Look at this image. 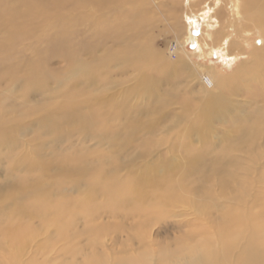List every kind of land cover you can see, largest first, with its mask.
<instances>
[{
    "label": "bare ground",
    "instance_id": "1",
    "mask_svg": "<svg viewBox=\"0 0 264 264\" xmlns=\"http://www.w3.org/2000/svg\"><path fill=\"white\" fill-rule=\"evenodd\" d=\"M131 2L140 10L135 14L125 11L122 18L117 15L118 24L152 17L145 0H0V60L3 50H13L23 36H37L36 30L29 27L36 19L59 24L81 14L93 26V38L77 40L69 33L59 38L58 34L57 38H47L35 58L22 69L18 68L19 63L0 67V83L10 80L8 76L18 71L25 76L18 99L13 93L6 97L0 89V156L4 152L7 162L4 167L0 165L5 172L4 182H0V264H38L36 255L26 249L44 230L49 240L45 247L80 233L86 238L91 249L80 252L82 261L74 258L79 253L74 247L70 260L62 264H264V162L259 164L264 159V0L166 2L171 13L178 3L184 4L180 9L185 11V28H190L187 38L194 41L197 50L203 52L197 38H210L215 43L210 51H222L221 57L230 58L229 64L238 55L246 54L249 58L239 63L230 77L219 76L222 92L207 98L196 119L184 129L187 140L191 134L205 139L220 125L228 137L218 142L204 141L193 152L189 142L185 143L181 146L185 156L179 158L180 162L176 159L148 165L151 170L166 172L185 165L182 176L168 172L153 177L144 169L140 173L130 172L122 180L110 174L132 163V155H123L130 145L137 140L145 149L155 143L150 134L138 138V122L148 129L154 123H142L135 114L127 117L126 101L134 95L158 102L153 78L134 62L137 59L119 57L101 42L105 35L113 36L110 39L114 41V8L129 6ZM64 25L59 29L61 34L65 32ZM191 27H201L202 33L193 37ZM73 31L76 33V29ZM216 38H220L218 42ZM233 38H241V43L238 39L239 44H235ZM248 38L262 43L254 44L246 52ZM98 48L104 50L100 56L94 54ZM56 58L65 63L62 70L50 67ZM111 67L118 75L138 69L139 75L132 78L134 85L121 98L104 91L106 84L116 78L110 71L108 75ZM50 80L59 85L54 94H49ZM239 94L251 101L250 110L246 100L236 99ZM34 95L42 101L33 102ZM166 99L169 100L168 94ZM236 109L241 112L237 114ZM29 116L38 126V136L54 132L53 137L60 138L63 132L64 139L77 135L80 141L55 161L41 156L40 141L35 139L33 145L29 142V150H17L13 148L17 145L10 127L21 126ZM82 139L95 140L97 146L105 145L108 150L90 151L82 145ZM205 153L210 156L206 163L202 159ZM194 170L198 172L194 183L185 182V176ZM68 181L75 189H80L82 181L86 187L76 197L65 200L60 192L56 196L51 186L60 191ZM98 196L103 197L101 202H96ZM185 205L191 210L187 213L191 217L181 224L186 227L184 232L167 239L150 235L149 226L160 214H170V208ZM102 212L135 218L128 239L140 237L143 250L109 258L98 253L95 248L100 235L108 229L97 222ZM34 217L40 219L39 228L31 224ZM79 218L80 233L75 230ZM116 226L124 230L121 223Z\"/></svg>",
    "mask_w": 264,
    "mask_h": 264
},
{
    "label": "rangeland",
    "instance_id": "2",
    "mask_svg": "<svg viewBox=\"0 0 264 264\" xmlns=\"http://www.w3.org/2000/svg\"><path fill=\"white\" fill-rule=\"evenodd\" d=\"M145 1L146 10L151 13L150 15L152 17L144 18V16H142L143 18L139 21L133 22L131 20H126L118 24L117 15L122 18L125 11H128L130 14H135L138 10H140V8L139 6H136L134 2H131L129 6L115 7L114 41L110 39L113 37L111 35L103 36L105 39L101 41L106 48L114 49V53H117L119 57L123 56L122 58L125 57L126 60L129 56L136 58L137 60L134 62L142 65L146 74L153 78V90H157L156 97L158 102H153L149 98L136 97L134 95L129 96L126 101L127 111L125 112L127 117L130 114H135L137 119L142 123H154L152 128L148 129L144 125L141 126V123L138 122L139 125L137 124L136 128L138 138H144L150 134L152 135L155 143L150 148L148 147L145 149L138 145L137 140L130 145V150H132H127V152H124L123 155H132L130 156V158H132V163L127 167L125 166L114 170V172L110 174L111 177L122 180L130 172L140 173L144 169H147V173L153 177H156L159 174L164 175L168 172V175L173 172H176L177 175H181L183 174V167H185V165H180L177 169L174 168L175 171H172L169 168L168 172H166V170L161 171L159 169L151 170V168H148V165L156 166L161 161L171 162L176 159L179 160V158L185 156V150L181 148V146L185 143L189 142V150L193 152L195 148L203 146L204 144L202 143L204 141H209V143L215 141L218 142L220 138L222 139L228 137L224 134V132H222L223 130L220 125H216V127H214L216 132L209 134V137H205V139L200 135H192L190 133L191 137L187 140L185 138L184 129L189 126L188 124H190L191 121L196 119L195 117L197 112H199L202 103L205 102L207 98L211 97V95H215V93L218 94L220 91L222 92L219 76L230 77L229 75H232L237 69V65L241 62L244 63V61L249 58V56L246 57V54L238 55L236 59H233L229 64L228 61L230 58H222V51H210L211 47L215 44L210 41V38H206V41L204 40L205 38H197L198 41L202 42L199 43L200 46L203 47V52L199 49L197 50V46L194 41L187 38L190 28H185V11L180 9V6L183 5L184 7V4L178 3L177 9L172 10L173 13H171L169 12L171 10H169V6L166 3L168 0H154L153 2L151 0ZM148 11H146V14H148ZM54 22H40L37 21V19L32 22L29 26L30 30L35 29V34H37V36L33 37V33L30 35L28 34L27 36L25 35V37H22L23 39L17 43L13 50H3V58L0 60V67H7L12 64L19 63L18 68L22 69L26 62L32 61L35 58L37 51L46 44L47 38H57L58 34H60L59 38L66 37L68 33L71 38H76L77 40L93 38V26L89 24L88 20H84L81 14H77L73 20H69V22L66 19L64 22L61 21L59 24H53ZM63 25L65 32L64 34H61L62 30L59 29ZM73 29H76V33ZM228 30L230 31V29ZM200 31L202 33L201 27H191V34L193 37L198 36ZM0 37H2V34H0ZM216 39L218 42L220 38ZM238 39L239 41L241 40V38H233V42H236L235 44L237 45L239 44ZM252 39L253 38H248V43L250 45L247 44L245 46L246 48L244 50L246 52L249 51L254 44L259 45L262 43L260 40L253 41ZM103 51L104 50L102 48H98L94 54L100 56ZM111 52L112 51H109L108 53ZM81 57L84 58V56ZM51 63L50 67L56 71L62 70L65 67V63L59 58L53 59ZM125 70L131 69L126 68ZM137 70L138 69H135L134 71L132 70L126 72L125 74L118 75L114 74V67L108 68V75L110 74V71L113 73V79L116 77L115 81H117L106 84L104 91L111 96L115 95V98H117L118 95L121 98L124 92L129 90L134 85L132 84L134 82L132 78L139 75ZM23 73V71H18L17 74H11L8 76L10 80H7L9 83L7 81L0 83V89L6 97L13 93V95L16 96V99L19 98L20 86L25 77L22 76ZM214 78H216V80ZM47 86L48 90H50L49 94H54L57 89L59 90L58 82L50 80ZM167 94L169 95V100L166 99ZM203 96L205 97L203 98ZM241 97L239 94L236 96V99L246 100V102H248L247 106L251 105V101H248L243 96ZM120 98L117 99V101H119ZM32 101L41 102L42 98L34 95ZM251 106L253 107V105ZM247 108L250 110L251 107L248 106ZM235 111L237 114L241 112L239 109H236ZM241 115L244 114L241 113ZM33 120L34 118L29 116L24 119L21 126L11 125L10 128L12 130V137L15 138L17 145L16 147L13 146V148L22 151L27 149L29 150L31 147L29 142L33 145V140L35 139L38 142L40 141L38 149L41 156L45 159H52L55 161L57 158L61 157L63 153L69 152L70 149H72L71 147L75 148L80 141V138L77 135L64 139L63 132L62 137L60 138L53 137V135H55L54 132L45 133L49 136H38L35 134L38 130V126L33 124ZM211 125L213 124L211 123ZM36 136L37 138H35ZM81 143L88 150L91 151L93 149L92 151H95V153H103L108 150V147L105 145L97 146L95 140L82 139ZM202 159L206 163L210 161V156L205 153V155L202 156ZM262 162H264V159L259 160V164ZM6 164V155L2 152L0 156V165L1 167H4ZM156 170H159V172ZM194 172L195 170L190 172L191 174L188 173L185 176V182L190 181L191 183H194L192 180L198 174V172ZM4 173V169L0 168V182H4ZM175 176L176 175H174L173 178ZM51 187L54 189V194L60 192L61 195L66 197V200L76 197L79 191L84 190L86 186L85 182L82 181L79 187L80 189H75L68 181L62 184L60 191L55 185ZM102 200L103 197L98 196L96 202H101ZM24 203L29 202L25 201ZM6 205L10 206L12 204L7 203ZM172 208H170L172 214L165 212L164 214H160L158 217L159 220H154L152 222L153 224L149 226V233L152 237H155L156 239L173 238L178 235L179 231L184 232L186 230V227L181 224H183V221L191 217L187 215V213H190L191 210L187 207V205ZM175 220H177V223ZM135 221L136 219L133 217H122L120 215L114 216L113 214H107L106 212L100 213L97 217V222L101 225L108 226V229H104L105 231L100 235L101 240H99V243L95 248L96 251L102 254L105 258H109V255L116 257L125 252H135L137 254L138 250L143 247L142 242H140V237L139 239H136L135 237L132 238V240L128 239L129 234L133 231V224ZM118 223L122 224L124 230H122V227L116 226ZM31 224L33 227L39 228L41 225L40 219L38 217L32 218ZM75 224V230L76 232H79L82 228L81 219L79 218ZM113 224L114 229L112 228ZM140 236L142 237V235ZM47 239L46 230L39 232V234H37L29 243L28 249H26V251L31 252L32 255H36L34 259L39 262L38 264H62L65 260H70L71 256H69V253L75 251L74 247L77 248V251L79 252L74 258L77 259V262H81L82 256L80 252H88L91 249L87 244L86 238L83 237L81 233L80 235H76L75 238H70L65 242L59 244L54 243L49 247H45V245L49 242ZM102 241L103 243L100 244Z\"/></svg>",
    "mask_w": 264,
    "mask_h": 264
}]
</instances>
